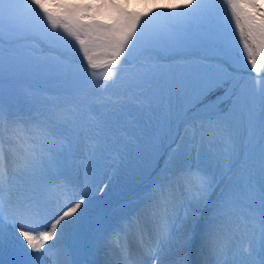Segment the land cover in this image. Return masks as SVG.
<instances>
[{"label": "snow or ice", "instance_id": "snow-or-ice-1", "mask_svg": "<svg viewBox=\"0 0 264 264\" xmlns=\"http://www.w3.org/2000/svg\"><path fill=\"white\" fill-rule=\"evenodd\" d=\"M217 5L224 21L238 35L251 72L264 81V4L256 0H182L144 11L130 8L129 0H0V264H88L75 258L86 256L101 242L110 253L118 249L124 264H133L130 236L136 238L151 264H198L192 259L194 255H211L215 264H228L227 239L249 224L258 232L232 255L242 252L238 264H264V117L260 121L259 181L241 165L216 201L209 203L212 193L224 182L225 173L201 162L199 146L217 144L221 158H230L237 148L217 111L197 112L188 118L192 123L180 143L169 151L151 189L140 198V206L132 213L116 214L95 200L87 182L73 175L68 165L72 144L57 143L47 129L37 128L34 134L6 106L19 76L43 74L56 79L66 71L63 61L48 62L35 54L33 46L20 41L40 37L52 47L66 46L83 58L79 72L84 84L106 90L138 47L177 52L211 47L226 57V47L219 46L223 37L212 28ZM100 68L107 71L98 76ZM128 71L133 86L155 74L146 66L133 65ZM228 78L225 68L222 74L192 81L200 96L197 103L224 87ZM259 94L264 112V88ZM232 95L225 89L224 96ZM224 96L210 103L218 108ZM244 107L243 97L235 95L232 111ZM70 111L73 122L80 119L76 108ZM84 114L85 134L88 123L95 128L90 157L109 150V141L112 150L118 151L115 133L127 135L124 124L132 113L123 105L99 113L88 102ZM251 134L250 129L246 148L251 145ZM128 140L136 143L135 137ZM192 148H197L195 161L190 155ZM9 155L15 161L12 173L8 171ZM120 155L123 162L127 154ZM91 163L90 159L85 165L86 177ZM19 177L25 183L17 187ZM185 197L181 217L178 207ZM176 250V259L170 261L168 257Z\"/></svg>", "mask_w": 264, "mask_h": 264}, {"label": "rangeland", "instance_id": "rangeland-1", "mask_svg": "<svg viewBox=\"0 0 264 264\" xmlns=\"http://www.w3.org/2000/svg\"><path fill=\"white\" fill-rule=\"evenodd\" d=\"M57 2L79 3L81 0H57ZM83 2H94V0H83ZM256 2L264 4V0H256ZM179 3H182V0H129V7L144 11L146 7L154 8ZM178 11H183V9H178ZM212 28L216 34L223 37L219 46L227 49L228 55L224 59L235 66L237 71L250 68L239 47L238 35L234 34V29L224 21L218 5L212 19ZM20 43L33 46L36 49L35 54L45 58L48 62L63 61L66 64V71L64 75L56 79L43 74L32 76L27 82H18L16 79L11 99L6 100V106L9 111L17 113L34 134L37 128L47 129L55 136L57 143L67 141L72 144L71 159L68 160V165L73 175L78 176L81 182H87L95 200L104 206H111L116 214L121 211L132 213L140 206L138 203L140 198L151 189L152 180L159 168L163 166L169 151L180 143L181 137L185 135L186 129L192 123L188 118L197 112L217 111L218 115L223 118V123L237 148L236 153L230 158H221L217 144L205 143L199 146L201 162L225 173L224 182L214 191V196L210 198L209 203L216 201L221 188L235 178L234 173L241 165L251 171L254 179L259 181L260 121L264 117L259 90L264 88V81L258 78L256 73H251L252 76L248 75L242 79L228 81V85L223 87L234 93L228 99L229 104L226 103V113L221 109L223 103H220L218 108L214 103H207L194 111L192 107L188 109L191 97L197 95V90L191 82L197 78L222 74V66L209 64L211 61L205 59L203 61L193 59L189 55L171 58L175 60L169 64L159 61L154 55L142 58L139 56L133 64L123 65L119 78L111 87L101 90L84 84L79 72V62L73 59V56L81 58L82 56L74 54L66 46L52 47L40 37H32ZM140 48L134 51L132 57ZM157 50L167 53L177 52L163 48ZM179 52L200 54L203 57L220 53L211 47H192ZM133 65L146 66L155 74L150 80L133 86L129 83L130 72L128 71ZM105 71L107 69L100 68L97 75L101 76ZM181 85L187 86L181 87ZM235 95L243 97L245 107L232 111ZM88 102L93 103L95 111L99 113L108 112L111 108L120 105L132 113L127 117L128 122L124 124V131L127 135L125 136L122 131L115 133L118 151L112 150V141H109V150L103 153L98 152L96 156L90 157L91 138H94L95 128L88 123L89 130L85 134L82 127L87 119L84 114V104ZM72 108H76L81 113L80 119L76 122L72 120L73 113L70 111ZM196 123L199 122L196 121ZM33 125L36 127L33 128ZM250 129L251 145L246 148L249 144ZM129 137H135L136 143L129 142ZM145 145H151V147L146 149ZM121 153L127 154L123 162ZM190 155L192 161H195L197 148H192ZM90 159L92 163L86 177L85 165ZM133 165H135L134 169ZM228 167H230L229 170ZM16 183L17 187H20L25 183V179L19 177ZM100 188H104L105 192L101 193ZM181 204L185 210L186 197L183 198ZM207 212L208 209H205V214ZM257 232V227L249 224L240 233L227 239L226 245L244 247L248 239ZM106 247V244L101 242L98 247L93 248V252L85 257L88 264H95L96 256H100V252ZM177 252L178 250L171 253L168 259L175 260ZM202 257L203 255H194L192 259L198 261ZM83 258L84 256L75 259ZM135 264H151V260L144 258L136 261Z\"/></svg>", "mask_w": 264, "mask_h": 264}, {"label": "bare ground", "instance_id": "bare-ground-1", "mask_svg": "<svg viewBox=\"0 0 264 264\" xmlns=\"http://www.w3.org/2000/svg\"><path fill=\"white\" fill-rule=\"evenodd\" d=\"M14 168H15L14 158L9 156L8 157V171L12 172ZM213 196L214 194L211 195V199ZM184 211L185 210L182 204L180 203V206L178 207V215L182 217L184 214ZM128 243H129V247L132 253L133 264H135V262L138 260L147 258L143 255V249L140 247L138 241L136 240L134 236L129 237ZM225 246L229 250L228 264H238V261L241 258L242 252L240 255H237L236 257H233L232 253L237 251L238 248L242 250L243 247H241V245L239 247L235 245L228 247V244ZM205 260L207 264H215V257L211 255H207V256L203 255V257L199 259L197 262L198 264H204ZM106 262H108V264H124L123 258L121 257L119 250L113 249L110 253L108 247L104 248L100 252V256L97 255L95 258V264H106Z\"/></svg>", "mask_w": 264, "mask_h": 264}]
</instances>
